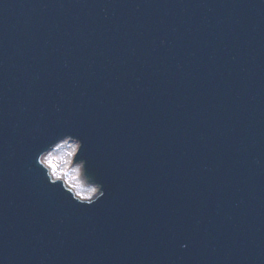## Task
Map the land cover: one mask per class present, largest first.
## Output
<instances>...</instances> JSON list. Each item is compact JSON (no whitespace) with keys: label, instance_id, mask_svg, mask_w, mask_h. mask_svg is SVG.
<instances>
[{"label":"water","instance_id":"95a60500","mask_svg":"<svg viewBox=\"0 0 264 264\" xmlns=\"http://www.w3.org/2000/svg\"><path fill=\"white\" fill-rule=\"evenodd\" d=\"M185 1L96 204L27 171L0 115V264H264V0Z\"/></svg>","mask_w":264,"mask_h":264},{"label":"clouds","instance_id":"9594fccd","mask_svg":"<svg viewBox=\"0 0 264 264\" xmlns=\"http://www.w3.org/2000/svg\"><path fill=\"white\" fill-rule=\"evenodd\" d=\"M84 145L82 136L66 130L48 139L36 161L47 182L70 194L74 202L91 206L105 197L106 189L90 171ZM181 247L188 245L182 243Z\"/></svg>","mask_w":264,"mask_h":264}]
</instances>
